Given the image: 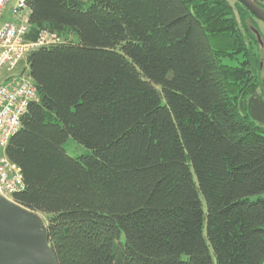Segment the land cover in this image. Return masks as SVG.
Listing matches in <instances>:
<instances>
[{
	"label": "trees",
	"instance_id": "trees-1",
	"mask_svg": "<svg viewBox=\"0 0 264 264\" xmlns=\"http://www.w3.org/2000/svg\"><path fill=\"white\" fill-rule=\"evenodd\" d=\"M264 8V0H256ZM38 90L10 139L59 264H264V40L234 0H28ZM72 137L91 150L73 157Z\"/></svg>",
	"mask_w": 264,
	"mask_h": 264
},
{
	"label": "built area",
	"instance_id": "built-area-1",
	"mask_svg": "<svg viewBox=\"0 0 264 264\" xmlns=\"http://www.w3.org/2000/svg\"><path fill=\"white\" fill-rule=\"evenodd\" d=\"M29 16L28 0H0V194L11 200L25 189V183L21 167L6 149L30 104L38 99L27 56L34 49L64 41L49 30H43L36 41L27 40Z\"/></svg>",
	"mask_w": 264,
	"mask_h": 264
},
{
	"label": "water",
	"instance_id": "water-1",
	"mask_svg": "<svg viewBox=\"0 0 264 264\" xmlns=\"http://www.w3.org/2000/svg\"><path fill=\"white\" fill-rule=\"evenodd\" d=\"M264 23V8L256 0H239ZM263 43L261 34L255 30ZM0 264H59L39 212L0 194Z\"/></svg>",
	"mask_w": 264,
	"mask_h": 264
},
{
	"label": "rangeland",
	"instance_id": "rangeland-1",
	"mask_svg": "<svg viewBox=\"0 0 264 264\" xmlns=\"http://www.w3.org/2000/svg\"><path fill=\"white\" fill-rule=\"evenodd\" d=\"M232 2H234V0H231ZM8 18H11L10 15H8ZM257 28L259 33L261 34L262 39L264 40V23L257 20ZM64 39V37H63ZM65 148L68 152L69 155L73 156V157H78V156H82V155H86V154H90L91 150L89 148H87L86 146L78 143L74 138L70 137L66 144H65ZM40 215L43 217L44 221L47 222L48 221V216L44 213L39 212Z\"/></svg>",
	"mask_w": 264,
	"mask_h": 264
}]
</instances>
